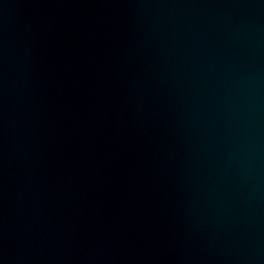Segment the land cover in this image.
Listing matches in <instances>:
<instances>
[{"label":"water","instance_id":"95a60500","mask_svg":"<svg viewBox=\"0 0 264 264\" xmlns=\"http://www.w3.org/2000/svg\"><path fill=\"white\" fill-rule=\"evenodd\" d=\"M0 264H264V0H0Z\"/></svg>","mask_w":264,"mask_h":264}]
</instances>
